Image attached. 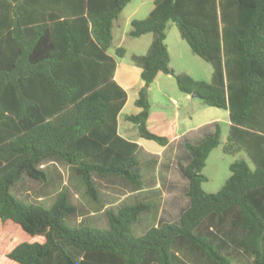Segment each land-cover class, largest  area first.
<instances>
[{
    "label": "trees",
    "instance_id": "16d2710c",
    "mask_svg": "<svg viewBox=\"0 0 264 264\" xmlns=\"http://www.w3.org/2000/svg\"><path fill=\"white\" fill-rule=\"evenodd\" d=\"M132 0H0V264H234L250 257L264 264V0H154L130 36L153 34L143 65L144 86L127 120L142 139L162 146L169 138L150 131L148 88L160 73L204 105L229 113L224 153L244 152L230 165L218 193H206L202 173L220 144L221 127L199 143L181 166L189 205L180 225L164 223L142 237L132 225L152 203L122 204L107 211L109 229L70 228L77 211L63 189L49 208L29 206L10 194L26 174L46 181L44 163L75 167L97 200L93 175L147 184L137 142L119 133L128 100L115 80L118 58L109 54L114 21ZM174 22L192 52L211 64L209 82L174 74L166 30Z\"/></svg>",
    "mask_w": 264,
    "mask_h": 264
},
{
    "label": "rangeland",
    "instance_id": "374dc122",
    "mask_svg": "<svg viewBox=\"0 0 264 264\" xmlns=\"http://www.w3.org/2000/svg\"><path fill=\"white\" fill-rule=\"evenodd\" d=\"M154 8V0H132L123 10L117 20L114 21L113 42L109 54L115 55L120 47L126 50L123 58H118L117 78L128 93V100L119 116V129L125 135L132 137V140L139 141L145 154L144 171L147 176V192H138L143 189L123 181L118 177L93 175L98 197L94 200L86 190L85 185L79 179L75 167L64 162L48 160L44 163L47 171L46 181L35 180L24 174L23 178L9 192L22 203L29 206L51 207L61 190L67 189L70 193V203L77 207L75 214L64 220L70 228H92L105 231L109 229L107 211L117 213L122 204H134L139 201L152 203L151 209L143 212L136 223L132 225V232L137 237L144 236L153 227L161 226L164 223L180 225V212L183 207L189 205L186 195L187 186L185 179L179 177L177 163H184L190 154L184 146L186 140L199 143L213 125L204 126L213 119H219L221 127L220 144L209 155L206 166L202 173L207 177L203 184L206 193H218L227 179L230 177V165L236 160L244 159L253 168L244 152L236 155L224 153L229 134V114L224 109L209 107L203 104L200 99H192L183 93L176 82L174 75L160 73L156 80L149 86L148 94L151 105L150 115L152 120L148 121V128L153 125L157 129L169 130V124L176 121V131L179 135L177 141L165 155L159 157L163 146L152 140L139 137L137 126L126 117L136 115L140 108L135 105L138 91L144 86L140 77L142 63L136 56L146 55L151 47L154 35L147 34L134 38L130 36L132 30L131 22L135 19H144ZM166 44L170 54V66L174 74L187 73L196 80L209 82L212 78L213 68L211 64L201 57L195 55L188 43L181 37L179 29L174 22H169L166 30ZM189 98L190 100H187ZM179 114V120H175ZM203 125L200 131H196ZM124 135V136H125ZM160 135V134H159ZM169 138L168 135H163ZM173 150V151H172ZM173 156V157H169ZM176 158V161H171ZM178 159V161H177ZM160 161L156 164V162ZM170 165L176 173V182L171 191L174 197L162 198L156 189H153L157 182L163 184L162 172L167 170L165 165ZM161 177V178H160ZM160 181H157V179ZM170 188V186H169ZM167 204L161 209L162 204ZM234 264H253L250 257H242Z\"/></svg>",
    "mask_w": 264,
    "mask_h": 264
},
{
    "label": "crops",
    "instance_id": "0c3cea01",
    "mask_svg": "<svg viewBox=\"0 0 264 264\" xmlns=\"http://www.w3.org/2000/svg\"><path fill=\"white\" fill-rule=\"evenodd\" d=\"M121 15V14H120ZM118 64H119V62H118V60H117V69H116V73H115V80L117 81V83H119L118 82V78H117V70H118ZM119 85H121L125 90H126V88L121 84V83H119ZM185 95H187V94H185ZM187 97H190V96H188L187 95ZM192 99H194V98H192ZM187 100H190L189 98H187ZM140 111H141V108H140ZM139 111V112H140ZM122 112V111H121ZM228 112V111H227ZM121 114V113H120ZM120 114H119V116H120ZM229 114V113H228ZM179 118H180V116H179V114H177V116H176V119L175 120H179ZM149 120H152V116L150 115L149 116V119H148V121ZM118 122H119V117H118ZM215 124H219L220 125V121H219V119H213V120H211L210 122H208V124H205L204 126H209V125H213L212 126V129H210V131L208 132V133H212V132H214L215 131ZM228 124H229V128H230V120H229V122H228ZM176 121H174V122H172V123H170L169 124V130H167V129H157V127H155L154 125H153V127L152 128H150V131H152V132H154V133H157V134H160V135H168L169 136V143H168V145H166V146H163V149H165V150H163L162 152L160 151L158 154H156V155H158L159 157H162L163 155H165V151L166 150H170L172 147H173V145H174V143L177 141V139H178V137H179V135H178V133H177V131H176ZM203 127V125H201V126H199L198 128H197V130L196 131H200L201 130V128ZM119 133L124 137V138H126V139H128V140H131V141H134V142H137L138 144H139V146H140V148L142 149V151H143V155H144V158H145V154H146V152L147 151H145V150H143V147L141 146V143L139 142V141H136V140H132L133 138L132 137H129V136H127V135H125V133H124V135H123V133L120 131V129H119ZM207 134V133H206ZM140 137V136H139ZM204 136H200V138H203ZM173 151V150H172ZM147 153H149V152H147ZM169 157H173V156H169ZM146 159V158H145ZM170 159V158H169ZM171 161H176V158H171L170 159ZM177 161H178V159H177ZM190 161H191V159L190 158H188L184 163H182L181 161H179L178 163H177V167L179 168V170H180V167L181 166H187L189 163H190ZM157 163H159V165H161V162L160 161H158V162H156V164ZM165 168L167 169V170H165L164 172H162V174H161V177L163 176V179H162V181L161 182H163V184H161V183H159V182H157L156 184H155V186L153 187V189H156V191H155V193H158L162 198H164V199H166L167 197H174L175 196V194L173 193V191H171V188L173 189V185H174V183L176 182V176H177V173H176V171L173 169V168H170V165H165ZM176 174V176L174 177V175ZM160 177V178H161ZM179 177L181 178V179H185L183 176H182V174H181V171L179 172ZM157 181H160V179L158 178L157 179ZM185 182L187 183L186 184V186H188V182H187V180L185 179ZM169 186H170V188H169ZM137 191V193L138 192H147V191H149L147 188H144V186H143V189H139V190H136ZM166 205L167 204H162V206H161V209L163 210L164 209V207L166 208ZM186 207H188V205L187 206H184L183 207V209H185ZM165 210V209H164ZM180 215H181V212H180Z\"/></svg>",
    "mask_w": 264,
    "mask_h": 264
},
{
    "label": "water",
    "instance_id": "95a60500",
    "mask_svg": "<svg viewBox=\"0 0 264 264\" xmlns=\"http://www.w3.org/2000/svg\"><path fill=\"white\" fill-rule=\"evenodd\" d=\"M192 98L200 99V96L197 93L191 95Z\"/></svg>",
    "mask_w": 264,
    "mask_h": 264
}]
</instances>
